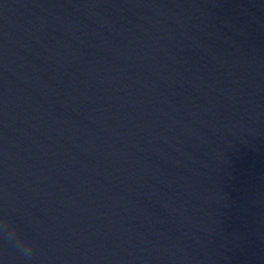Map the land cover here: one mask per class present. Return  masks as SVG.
<instances>
[{
  "label": "water",
  "instance_id": "water-1",
  "mask_svg": "<svg viewBox=\"0 0 264 264\" xmlns=\"http://www.w3.org/2000/svg\"><path fill=\"white\" fill-rule=\"evenodd\" d=\"M0 264H264V0H0Z\"/></svg>",
  "mask_w": 264,
  "mask_h": 264
},
{
  "label": "clouds",
  "instance_id": "clouds-1",
  "mask_svg": "<svg viewBox=\"0 0 264 264\" xmlns=\"http://www.w3.org/2000/svg\"><path fill=\"white\" fill-rule=\"evenodd\" d=\"M12 231L14 232L15 230L12 229ZM20 244L22 245V252H21L22 256L24 258H30L34 250V245L30 242H26L23 240L20 241Z\"/></svg>",
  "mask_w": 264,
  "mask_h": 264
}]
</instances>
